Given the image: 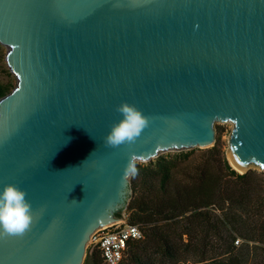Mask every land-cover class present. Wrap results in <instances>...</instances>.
Here are the masks:
<instances>
[{
    "label": "water",
    "instance_id": "1",
    "mask_svg": "<svg viewBox=\"0 0 264 264\" xmlns=\"http://www.w3.org/2000/svg\"><path fill=\"white\" fill-rule=\"evenodd\" d=\"M0 43L18 80L0 98V188L35 215L0 264H84L128 207L129 160L209 148L218 120L238 164L264 167V0H0ZM124 101L149 126L107 147Z\"/></svg>",
    "mask_w": 264,
    "mask_h": 264
},
{
    "label": "trees",
    "instance_id": "2",
    "mask_svg": "<svg viewBox=\"0 0 264 264\" xmlns=\"http://www.w3.org/2000/svg\"><path fill=\"white\" fill-rule=\"evenodd\" d=\"M10 92L9 84L0 83V98ZM194 154L191 149L138 166L130 180V207L137 209V220L146 223L150 237L158 235L170 246L167 229L177 228L173 232L179 240L186 235V257L193 261L185 264H246L253 247L264 251V176L257 175L255 185L247 184L252 174L234 169L217 145L203 149L197 158ZM157 215L167 221L156 222ZM239 235L247 242L238 246ZM141 240H133L129 247ZM208 247L214 251L210 258ZM85 264H99L94 253ZM258 264H264V255Z\"/></svg>",
    "mask_w": 264,
    "mask_h": 264
},
{
    "label": "rangeland",
    "instance_id": "3",
    "mask_svg": "<svg viewBox=\"0 0 264 264\" xmlns=\"http://www.w3.org/2000/svg\"><path fill=\"white\" fill-rule=\"evenodd\" d=\"M8 52H9V48L0 43V83L9 84L10 89L12 91L17 86L18 80H17V76L10 70L7 64L6 57ZM216 128H217L218 136L215 143H213L211 147L215 145L221 147L222 151L224 152V155L227 157V151L231 148V136L236 128L235 122L218 120ZM194 149H195L194 157L197 158L201 154L203 149L206 148L196 147ZM186 151L189 150L186 149L180 151L166 150L151 159L136 158V167L155 163L161 157L171 158L177 154H182V152L186 153ZM183 163L186 164V161ZM247 172L252 174L249 177L247 184L249 183L251 185H255V182L257 181V175L264 176V167L260 164H252L245 173ZM131 199L132 197L129 199L128 207L122 209L120 215L121 218L129 217V220H131V222L133 221L136 224H139L141 229L143 230L144 238L141 241H139V243H136L135 245L129 247L124 258L125 264H185V263H189L190 261H193L191 257L189 258L186 257V240H187L186 235H184L183 239L179 240L178 237L174 236L175 232H173L177 228H174V226H172L170 229H167L168 231L170 230V236L172 237L171 241L169 242L170 246L166 244L164 241H162L161 238L159 239L158 235H154L150 237L148 234L150 230L148 229V227H146V223L137 220L138 219L137 209L134 210L133 208L130 207ZM215 211L219 214L221 213L218 210V208H215ZM156 217H157L156 222L160 224H163L167 221L160 219V215H157ZM164 230L161 229L160 231L166 232V229ZM212 238H214V236H212ZM239 238L242 239L243 243L247 242V239L240 235ZM250 243H251L250 245H253L254 243L259 245L264 244V242H262L261 244V242H253V241H250ZM170 248H171V253H169L168 251V249ZM89 253H94V257L99 264H105L104 263L105 261H103L101 257L100 251L95 248H92L91 245L88 246L87 248L84 264L88 259ZM213 255H214V251L209 249L207 252V257L210 258V256L212 257ZM263 255H264V251H262L261 249L258 250L255 247H253L248 255L246 264H258L262 259Z\"/></svg>",
    "mask_w": 264,
    "mask_h": 264
},
{
    "label": "clouds",
    "instance_id": "4",
    "mask_svg": "<svg viewBox=\"0 0 264 264\" xmlns=\"http://www.w3.org/2000/svg\"><path fill=\"white\" fill-rule=\"evenodd\" d=\"M122 118L114 123L104 138L105 146L118 148L131 145L149 126L150 120L135 105L126 101L116 107ZM135 157H132L123 169V178L137 173ZM34 211L27 199L26 190L16 184L8 183L0 188V239L23 237L34 222Z\"/></svg>",
    "mask_w": 264,
    "mask_h": 264
},
{
    "label": "built area",
    "instance_id": "5",
    "mask_svg": "<svg viewBox=\"0 0 264 264\" xmlns=\"http://www.w3.org/2000/svg\"><path fill=\"white\" fill-rule=\"evenodd\" d=\"M144 238L139 224L132 223L129 217L112 223L95 232L88 246L100 251L105 264H119L125 257L131 242ZM241 238L235 240L239 245Z\"/></svg>",
    "mask_w": 264,
    "mask_h": 264
},
{
    "label": "bare ground",
    "instance_id": "6",
    "mask_svg": "<svg viewBox=\"0 0 264 264\" xmlns=\"http://www.w3.org/2000/svg\"><path fill=\"white\" fill-rule=\"evenodd\" d=\"M227 157H228V160H229L231 166L234 169H237L238 172L245 173L247 171L248 168L238 164L237 160L235 159V157H234V155L230 149L227 151Z\"/></svg>",
    "mask_w": 264,
    "mask_h": 264
}]
</instances>
